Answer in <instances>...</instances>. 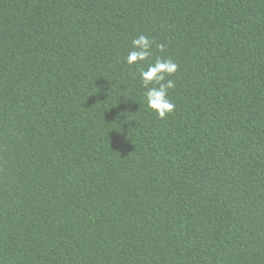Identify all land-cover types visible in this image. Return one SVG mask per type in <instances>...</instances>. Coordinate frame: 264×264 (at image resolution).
<instances>
[{
  "label": "trees",
  "instance_id": "trees-1",
  "mask_svg": "<svg viewBox=\"0 0 264 264\" xmlns=\"http://www.w3.org/2000/svg\"><path fill=\"white\" fill-rule=\"evenodd\" d=\"M0 264H264V0H0Z\"/></svg>",
  "mask_w": 264,
  "mask_h": 264
},
{
  "label": "clouds",
  "instance_id": "clouds-1",
  "mask_svg": "<svg viewBox=\"0 0 264 264\" xmlns=\"http://www.w3.org/2000/svg\"><path fill=\"white\" fill-rule=\"evenodd\" d=\"M154 41L144 34L134 37L132 48L126 56L129 65H136L139 79L144 89L147 107L154 110L160 119L175 110V104L170 96V90L175 88V81L169 79L179 68V65L171 58L155 57L153 62H148L153 56ZM161 52L165 45H156ZM141 62H148L146 66Z\"/></svg>",
  "mask_w": 264,
  "mask_h": 264
}]
</instances>
